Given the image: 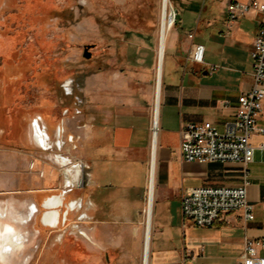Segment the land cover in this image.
I'll return each instance as SVG.
<instances>
[{"label": "crops", "instance_id": "crops-1", "mask_svg": "<svg viewBox=\"0 0 264 264\" xmlns=\"http://www.w3.org/2000/svg\"><path fill=\"white\" fill-rule=\"evenodd\" d=\"M231 1L249 0H209L204 4L201 0L193 8L182 9L176 17L178 27L171 29L165 45L155 150L151 148L155 87L147 95L135 98L124 90L123 95L115 94L114 88L108 89L107 95L97 94L89 119L75 121L70 135L75 164L80 166L76 167L67 157H50L64 167L63 189L54 191L52 184L57 178L49 164L47 175L35 178L48 193L42 198L35 194L42 201L34 200L36 210L29 212L30 219L42 208L40 223L47 229L42 220L47 212H57L59 227L67 222L66 216L68 219L74 214L79 230L90 236L93 246L114 248L119 242L115 230L137 237L145 205V236L152 157L151 264H241L246 241L264 238L261 136L252 138L254 160L248 166L247 198L254 206L253 219L245 218L244 212L237 210L224 214L211 226L202 227L185 221L181 211L182 194L189 188L237 187L246 180L240 163L187 162L180 149L183 124L210 121L222 130L235 118L239 96L253 85L250 53L263 14L254 10L231 21L227 12ZM201 9L202 15L198 17ZM186 12L191 14L187 19L183 15ZM197 44L205 47L204 63L189 59ZM258 123L264 124V101ZM60 128V135L56 132L58 138L65 130ZM40 129L33 126L35 143L51 148L48 133ZM58 141L54 145L62 144ZM68 166H74L73 174L66 170ZM68 178L74 184L67 187ZM70 208L73 211L68 212ZM132 242L136 248L137 239ZM259 254L264 256V250L259 249Z\"/></svg>", "mask_w": 264, "mask_h": 264}, {"label": "rangeland", "instance_id": "rangeland-1", "mask_svg": "<svg viewBox=\"0 0 264 264\" xmlns=\"http://www.w3.org/2000/svg\"><path fill=\"white\" fill-rule=\"evenodd\" d=\"M169 1L176 29L182 9L201 0ZM163 11V0H0V225L23 241L9 242L0 264L142 263L145 205L137 237L115 230L119 242L103 249L79 230L74 214L47 230L42 208L30 219L28 207L48 193L35 178L50 165L54 191L63 189L64 167L50 157L75 164L70 135L75 121L89 119L97 94L114 88L135 98L154 91ZM34 124L48 133L51 148L35 143ZM58 139L62 144L54 145Z\"/></svg>", "mask_w": 264, "mask_h": 264}, {"label": "built area", "instance_id": "built-area-1", "mask_svg": "<svg viewBox=\"0 0 264 264\" xmlns=\"http://www.w3.org/2000/svg\"><path fill=\"white\" fill-rule=\"evenodd\" d=\"M254 10L261 12L263 17L250 53L253 85L239 96L235 118L228 121L222 130L210 121L188 122L181 128L180 149L185 161L240 163L244 166L246 176L245 182L237 187L206 185L184 191L181 197L182 216L194 226H211L221 220L224 214L237 210H242L245 218L249 220L254 218V206L247 198L249 183L247 178L248 166L254 160L255 146L252 143L254 135L261 136L259 147L264 150V124L258 123L264 101V3L257 0L231 1L227 7L231 21ZM171 16L172 14L169 18ZM173 17L174 23L175 15ZM204 54L205 47L197 44L192 49L189 59L195 63H204ZM222 105H227V102H222ZM159 129V125L156 126L152 119V149L156 147ZM151 159L152 157L149 169L152 168ZM259 249L264 250V238L248 239L241 264H264V256L259 254Z\"/></svg>", "mask_w": 264, "mask_h": 264}, {"label": "bare ground", "instance_id": "bare-ground-1", "mask_svg": "<svg viewBox=\"0 0 264 264\" xmlns=\"http://www.w3.org/2000/svg\"><path fill=\"white\" fill-rule=\"evenodd\" d=\"M169 2H170L169 0H163V6L164 5L165 6H164V11H163V16H162L161 28H160V32H159V49H158V55H157L156 83H155V92H154L155 93V107H154V116H153V120H154V123L156 124V126L159 125V123H158V113H159L158 108H159L160 104H158V102H159V97H160V94H161V86H162V66H163V59H164V53H165V45H166L167 37H168V35H169V33H170L171 29H172L173 18H174L173 15L171 16V18H169V11H168L169 6H170ZM33 126L36 129H40L36 124H34ZM59 130L61 132V128ZM60 132H57L58 135H60ZM38 133L40 135V132H38ZM58 140H59L58 142H60V139H58ZM59 157L61 159H63L61 156H59ZM151 162H152V168H151V171H150V173H151V184H150V194H149L148 208H147V222H146V228H145L142 263L141 264H150V217H151V212H152V200H153V162H154V158L152 159ZM77 166L79 167V164H77L76 167ZM66 170L70 174L71 173L73 174L74 173L73 172L74 166H68ZM73 184H74L73 179L72 178H68L67 181H66V186L68 187V186H71ZM54 203L55 202H53L52 204H54ZM72 208H73V206H72ZM35 210L36 209H35V207L33 205H29V211L30 212L34 213ZM56 215H57V212H47L44 215L43 219H42L44 224L49 226V227L55 228L57 226L56 225V223H57V216ZM1 216H3V215H1ZM25 229H27V228H25ZM9 242H11V245H13V246L22 245V243H23L21 236H17L15 234L13 227H9L4 232V228L1 227V225H0V257H2L3 259H4V256H5V251L10 249V247H9L10 244H8ZM22 253H23V251H22ZM27 255H29V254H27ZM22 258L24 260V256ZM8 259H9V257H8Z\"/></svg>", "mask_w": 264, "mask_h": 264}, {"label": "flooded vegetation", "instance_id": "flooded-vegetation-1", "mask_svg": "<svg viewBox=\"0 0 264 264\" xmlns=\"http://www.w3.org/2000/svg\"><path fill=\"white\" fill-rule=\"evenodd\" d=\"M32 128H33V125H32ZM57 227V226H56Z\"/></svg>", "mask_w": 264, "mask_h": 264}, {"label": "water", "instance_id": "water-1", "mask_svg": "<svg viewBox=\"0 0 264 264\" xmlns=\"http://www.w3.org/2000/svg\"><path fill=\"white\" fill-rule=\"evenodd\" d=\"M165 6V5H164Z\"/></svg>", "mask_w": 264, "mask_h": 264}]
</instances>
